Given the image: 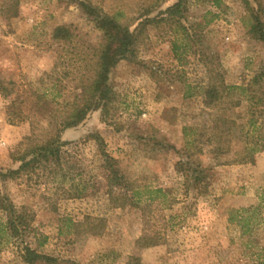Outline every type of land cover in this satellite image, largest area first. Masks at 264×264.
<instances>
[{
	"label": "rangeland",
	"instance_id": "obj_1",
	"mask_svg": "<svg viewBox=\"0 0 264 264\" xmlns=\"http://www.w3.org/2000/svg\"><path fill=\"white\" fill-rule=\"evenodd\" d=\"M77 1L121 12L137 33L147 18L154 22L137 55L110 74L109 116L98 110L66 130L58 162L0 179V200L30 227L15 242L0 210V264H26V246L51 264L262 263L264 151L249 157L235 137L229 151L213 153L203 92L220 80L243 85L264 67V42L254 32L258 25L264 32V0H188L173 22L166 12L178 0ZM61 27L80 45L101 42L74 0H0V81L24 118L7 121L10 101L0 92V174L19 169L13 155L21 143L37 123L50 132L49 111L75 90L76 59L54 39ZM185 128L196 134L185 137ZM106 158L119 181L111 183ZM259 204L246 231L240 215Z\"/></svg>",
	"mask_w": 264,
	"mask_h": 264
},
{
	"label": "trees",
	"instance_id": "obj_2",
	"mask_svg": "<svg viewBox=\"0 0 264 264\" xmlns=\"http://www.w3.org/2000/svg\"><path fill=\"white\" fill-rule=\"evenodd\" d=\"M74 2L79 6L88 22L101 33V42L98 47L80 45L75 42L76 36L73 31L67 27L58 28L54 32V39L63 44V49L71 51L74 60L76 59V72L71 74L76 82L75 90L70 99L56 103L57 108L49 111L48 118L50 121L47 127L51 128L50 132L38 123L35 126L36 129L33 127L31 135L21 143L18 152L13 155V160L21 164L19 169L0 174V179L19 176L25 173L27 169L51 160L58 162L61 150L68 144L62 141V134L66 130L78 127L92 112L98 110H101L103 119L109 116L111 105L115 100L114 92L109 85L110 74L120 62L132 59L137 55V45L143 30L146 25L154 22V19L147 18L141 24L139 29L141 33L139 31L138 34V28L132 31L129 24H123L120 21L121 12L108 14L90 2L77 0ZM187 3L188 0H178L167 10V18L171 19L172 22L175 21V18L186 9ZM176 23L179 24L180 22L176 21ZM258 26L255 27V35L257 39L264 42V32ZM216 84L219 85L216 86ZM216 84L209 86L203 92L205 113L209 118L207 130L210 131V134L208 141L213 147V153L218 155L229 151L235 137H238L239 142L244 145L245 153L249 157L264 151V67L243 85L228 86L223 80ZM0 92L5 100L10 101L7 107V121L10 124L23 121V113L17 106V99L12 98L13 92L6 88L3 81H0ZM57 96H61V94L54 95V97ZM187 97H192V94L187 95ZM242 106L246 108L245 114L232 116V110ZM238 120H244V122L238 123ZM42 130V134H46V132L47 134L45 140L41 142L38 138ZM195 132L192 128L184 129L185 137L190 136V134L193 135ZM90 138L99 140L97 135H91ZM194 139L191 141V145L196 142ZM100 146L103 148L104 145L100 143ZM101 154L107 157L104 150H101ZM106 159L108 161L104 168L112 171L111 183L115 179V182L119 181L112 166L113 160ZM179 165L183 166L184 164ZM259 199L261 203H264V191ZM258 207L260 204L252 210L242 211L238 223L243 228H247L246 231L251 224L250 215L257 212ZM0 210L5 213L7 218L4 230L15 242L20 240L29 230V225L23 220L21 213L4 199L0 200ZM245 215L248 217H244ZM23 260L26 264L56 262L55 259L39 254L29 246L25 247ZM128 264L140 263L133 257ZM260 264H264V261Z\"/></svg>",
	"mask_w": 264,
	"mask_h": 264
}]
</instances>
